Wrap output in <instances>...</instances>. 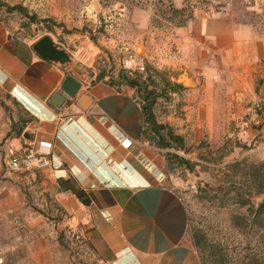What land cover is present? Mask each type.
Instances as JSON below:
<instances>
[{
  "label": "crops",
  "instance_id": "0c3cea01",
  "mask_svg": "<svg viewBox=\"0 0 264 264\" xmlns=\"http://www.w3.org/2000/svg\"><path fill=\"white\" fill-rule=\"evenodd\" d=\"M213 25L186 38L190 51L192 42L203 51L192 50L171 78L184 88L183 108L166 122L184 146L235 132L250 143L260 130L252 115L251 128L238 131L255 89H264V31L232 20ZM40 39L18 36L0 19V214L19 223L20 249L33 264H200L186 209L167 183L168 148L157 145L135 91L94 71L75 74L77 60L52 39L70 64L42 58ZM66 75L81 88L56 107ZM5 138L18 152L33 145L49 153V165L9 173ZM66 181L91 197L87 206L60 188ZM68 228L83 234L81 247L66 239Z\"/></svg>",
  "mask_w": 264,
  "mask_h": 264
},
{
  "label": "rangeland",
  "instance_id": "374dc122",
  "mask_svg": "<svg viewBox=\"0 0 264 264\" xmlns=\"http://www.w3.org/2000/svg\"><path fill=\"white\" fill-rule=\"evenodd\" d=\"M0 19L20 37H49L76 63L114 80L126 72L128 52L141 55V78L159 94L155 119L168 126V117H181L183 91L171 93L164 81L174 83L191 51H203L194 42L190 51L186 38L222 20L264 31V0H0ZM263 93L259 85L239 132L251 128L244 126L253 115L249 108ZM235 135H206L185 144L186 151L173 147L165 154L167 183L186 209L187 239L200 264H264V207L257 213L264 202V161L253 151L256 138L246 143ZM9 216L0 214L1 264H33L20 249L19 223Z\"/></svg>",
  "mask_w": 264,
  "mask_h": 264
},
{
  "label": "built area",
  "instance_id": "2783aa9c",
  "mask_svg": "<svg viewBox=\"0 0 264 264\" xmlns=\"http://www.w3.org/2000/svg\"><path fill=\"white\" fill-rule=\"evenodd\" d=\"M248 4H251L248 1ZM122 68L129 74L143 75L146 71V65L142 56L135 52H128L122 61ZM253 112L255 123L259 126V134L253 142V151L264 161V93L259 99L254 101L250 106ZM252 116V115H251ZM5 120L4 113L0 110V122ZM252 124L249 121L244 124L246 128ZM46 143L40 142L39 147L48 148ZM4 154V164L9 173H18L23 171L37 170L49 165L47 155L49 153L41 152L39 149L34 150L33 145H29L25 151L18 152L11 145L9 139L5 138L2 143ZM18 223L17 221L15 222ZM66 239L74 247H81L84 243L83 234L75 229L68 228L65 231ZM2 260L0 259V264Z\"/></svg>",
  "mask_w": 264,
  "mask_h": 264
},
{
  "label": "trees",
  "instance_id": "16d2710c",
  "mask_svg": "<svg viewBox=\"0 0 264 264\" xmlns=\"http://www.w3.org/2000/svg\"><path fill=\"white\" fill-rule=\"evenodd\" d=\"M118 83L121 85H124L130 89H133L138 96V98L141 101V108L142 113L144 115L145 124L150 128V132H152L156 138H157V145L161 148H175L180 151H186V148L184 146L183 139L180 136H177L173 133L172 129L163 124H159L154 116V107L157 103V100L159 98V94L155 89H150L148 82L146 80H143L141 78V75L132 74L129 75L126 72L119 73L118 74ZM164 84L166 88L171 93H181L184 91V88L177 83H172L170 81H164ZM175 156V155H174ZM175 158H178V162L181 165H184L188 169H192V167L189 165L188 161H186L183 158H180L178 156H175ZM60 188L62 190H67L72 192V194L80 200V202L87 206L90 203L91 197L87 195L83 190L77 188L72 183L61 182ZM264 207V202L259 206V211L257 213H260L261 210Z\"/></svg>",
  "mask_w": 264,
  "mask_h": 264
},
{
  "label": "water",
  "instance_id": "95a60500",
  "mask_svg": "<svg viewBox=\"0 0 264 264\" xmlns=\"http://www.w3.org/2000/svg\"><path fill=\"white\" fill-rule=\"evenodd\" d=\"M34 50L46 60L51 61L52 59H55L63 65L70 64L71 57L65 51L59 49V46L54 45L49 37L41 38L34 45ZM71 70L75 74L82 75L85 78L92 76L91 71L79 63H76ZM70 84H73L72 88L69 87ZM80 88V82L75 80L71 75H66L60 85L61 92L54 96V99L51 101V103L56 107H60L66 101V99L73 100ZM60 98L62 99L60 100Z\"/></svg>",
  "mask_w": 264,
  "mask_h": 264
}]
</instances>
